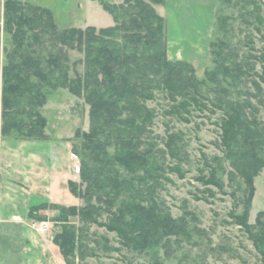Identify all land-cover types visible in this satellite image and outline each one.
<instances>
[{
  "label": "trees",
  "instance_id": "16d2710c",
  "mask_svg": "<svg viewBox=\"0 0 264 264\" xmlns=\"http://www.w3.org/2000/svg\"><path fill=\"white\" fill-rule=\"evenodd\" d=\"M99 1L113 24L60 28L47 6L3 2V28L11 47L1 69V134L14 130L23 137L45 136L46 118L40 107L46 101V88H67L89 104L90 127L82 133L88 159L80 173L85 186L76 190L69 181L71 192L84 203L56 206L61 229L52 241L65 263L88 264L86 257L95 252L84 240L91 223L115 231L122 247L138 253L153 251L152 264H167L155 255L157 247L167 250L171 241L183 239L197 242L194 232L200 229L192 224L194 216L187 211L173 215L157 194L161 179L171 180L165 170L182 176V162L187 161L180 129L170 131L164 140L161 152L167 153V163L160 162L153 142L144 138L154 116L146 101L160 92L168 102L164 112L179 120L189 121L193 110L220 113L217 145L222 154L202 153L195 178L208 196L220 192L232 197L228 214L251 240L257 264H264V210L258 211L255 223L247 221L253 180L264 166V123L257 117L258 106L264 104V45L255 49L250 38L248 44L245 41L249 49L240 50L241 41L234 43L229 35L231 16L221 8L240 4L248 15L254 14L245 20L258 22L259 0H218L209 41L214 65L205 69L202 78L191 62L167 55L165 19L154 8V3L164 0ZM251 48L256 52L251 53ZM68 49L83 52L82 74L74 69L70 75ZM112 140L116 146L110 153L107 147ZM225 173L230 190L225 189ZM45 204L31 206L29 215ZM103 213L108 214L107 221L98 220ZM69 216H77L79 224L69 222ZM103 247L120 249L106 242Z\"/></svg>",
  "mask_w": 264,
  "mask_h": 264
},
{
  "label": "rangeland",
  "instance_id": "374dc122",
  "mask_svg": "<svg viewBox=\"0 0 264 264\" xmlns=\"http://www.w3.org/2000/svg\"><path fill=\"white\" fill-rule=\"evenodd\" d=\"M23 1L49 7L60 28L66 26L85 27L87 24L84 22L94 21L97 24L105 22L108 18L113 21L112 15L103 8L99 0ZM106 1L119 3L122 0ZM212 1L210 6L214 9L213 14L211 19L205 22V25H202L203 28L199 29L192 26L196 30L194 34L188 30L184 31L185 33L182 31H178L177 34L174 33V36H177L176 39L187 37L186 46L179 43L177 48L173 46L172 49L167 51L170 59L181 57L179 59L191 62L197 77L200 78L204 77L206 68H211L214 65L209 52V41L214 36V15L218 7V0ZM3 2L0 0V86L5 53L11 47L10 35L3 28ZM257 2L259 7L257 11L258 22L257 19L247 22L245 19L254 18V14L248 15L240 4L229 3L221 6L222 11L231 16L228 20L230 23L229 35H231L230 37L234 43L238 40L241 41L238 46L243 51L249 49L245 41L250 38L255 49L264 45V0ZM208 11L210 12L209 9ZM169 34L172 35V32L167 33V37ZM189 45L191 50H188ZM255 49L251 48V53H255ZM184 50H188V52L183 54ZM68 55L70 75H74V69L82 74L84 68L82 62L83 52L77 49H68ZM73 61L77 62L73 64ZM251 62L254 61L251 60ZM255 69H260L258 62L255 63ZM46 90V101L40 107L46 118L44 137H23L14 130L9 134H1L0 132V147H4V150L7 151H5L6 154L3 155L0 163V176L4 186L2 192L4 196L16 194L15 201L24 203L18 197H21V193H28V189H33L29 195H35L37 202L28 207V215L31 206L46 203L44 206L36 208L35 215H29L30 218L35 220L36 231L34 230V234L38 239L42 238L39 244L43 248L49 246L50 241L55 244L52 237L56 231L61 229V221L55 217L59 213L56 206L60 204L82 205L84 203L80 196L71 192L69 181L74 182L76 190L83 189L85 186L80 173L83 161H87L88 157H86L87 149L83 146L84 137L82 133L88 131L90 127L89 104L83 96L73 94L63 87L46 88ZM252 101L256 102L255 99H252ZM146 105L153 110L154 116L152 122L148 125L144 138L146 137V142H153L154 148L160 153V162L167 163L169 159L167 153L163 154L161 149L165 148L164 140L172 130L180 129L184 133L183 141L185 142L187 156V161L182 162L184 169L182 176L165 170L166 175L171 180L161 179V184L157 188L158 198L164 200L175 216L184 211L190 213L189 215H193L192 224L200 229V231L194 232L196 233V243L188 242L186 239L181 240L179 243L171 241V247L167 250L157 247L155 255L167 264H180V262L189 264H257L259 261L258 254L251 240L228 214L234 204L232 197L227 193L222 194L220 192H217L214 196H208L201 190L204 185L195 178L198 167L202 164V153L207 156L222 154L217 145L219 140L217 121L220 113L218 111L210 112L208 109L203 111L193 110L189 116V121L179 120L175 116L164 112L165 108L168 107V102L163 97V93L160 92L156 94L154 99L147 100ZM258 107L257 117L264 123V104ZM115 146V141L112 140L111 145L107 147L108 151L112 153ZM16 147H19L18 153L11 155ZM30 149L39 151L40 159L44 162L41 168H31L26 163L27 160L23 159V157L25 158V152ZM15 156L16 162L13 158ZM77 162L80 165L78 172L74 170V165ZM223 179L225 189L230 190L232 186L227 183L226 173L223 175ZM253 182L254 193L247 216V221L251 224L255 223L258 211L264 210V166L255 175ZM65 192L71 194L70 201L60 202L50 199L52 195L60 194L62 196ZM198 195L206 196L207 199H197L195 196ZM18 205L17 208H20L22 204ZM239 210L240 208H238ZM12 218L15 219V217ZM108 218V214L103 213L98 220L107 221ZM2 220H5L4 215H0V264H26L32 253L36 251L35 247L33 248L32 244L22 241L21 232L16 231V227L13 226L12 222H3ZM68 221L76 225L79 224L77 216H69ZM43 224L46 225L45 229ZM87 230L84 240L95 249L93 255H89L85 259L88 264H152L153 251L138 253L122 247L115 231L107 230L105 226L96 223L88 224ZM104 242L109 246L120 247V249H105L103 247ZM37 243H35L36 246H38ZM60 255L61 263H59L66 264L61 253ZM36 261L35 264H39V260L36 259Z\"/></svg>",
  "mask_w": 264,
  "mask_h": 264
},
{
  "label": "crops",
  "instance_id": "0c3cea01",
  "mask_svg": "<svg viewBox=\"0 0 264 264\" xmlns=\"http://www.w3.org/2000/svg\"><path fill=\"white\" fill-rule=\"evenodd\" d=\"M4 0H2L3 2ZM213 1L212 0H164L162 3H154V8L156 11L161 14L164 19H165V24H166V38H167V51L172 49L173 46L177 48V44L179 43L184 44L186 46L187 37L184 39H176L177 36H174V33H178V31H189L192 34L196 33L194 28L192 26H196L197 28L201 29L203 28L202 25H205V22L211 19L212 17V11L214 10L211 5ZM178 3V5H177ZM210 10V12L208 11ZM201 16H203L201 18ZM206 18V20H205ZM112 19L108 18L105 22H92V21H87L84 22L85 24H93L97 27L100 26H106L111 24ZM171 33L172 35H168L167 33ZM182 34V33H181ZM174 36V39L172 38ZM187 36V35H184ZM192 36V35H191ZM196 37V35H195ZM194 37V39H195ZM189 38V37H188ZM197 38V37H196ZM190 39V38H189ZM190 46V45H189ZM188 50H191V46L188 47ZM187 51H183V54H186ZM177 54V53H176ZM178 59L181 57H177ZM19 150V147L13 149L12 154H17ZM4 150V147H0V163L3 158V155L6 154ZM25 158L23 157L24 160H27L26 163H28L29 167H34V168H41L42 160L40 159V153L38 150L30 149L25 152ZM10 154V152H9ZM15 159V162L17 161L16 156L13 157ZM27 165V164H26ZM3 183L1 180L0 176V215H4V219L2 220L3 222L9 221L13 223V226L16 227V231L21 232V239L22 241L28 242L29 244L33 245V248L36 250L35 252L32 253L31 258H29L28 262L26 264H35L37 261L36 259L39 260V264H60L61 263V255L60 252L58 251V247L51 243L49 246H45L44 248L41 247V244H39V241H41L42 238L38 239L37 236L34 234L35 230V220L33 218H30L28 215V207L31 204H34L36 201V196L35 195H29L31 190L33 189H28V193L24 194L21 193V200L24 203H19L15 201V196L16 194H13L11 196H4L3 194ZM48 198V197H47ZM51 200L55 201H60V202H67L70 201L71 199V194H67L65 192L64 195H52L50 196ZM22 204L20 208H17L19 205ZM19 210V211H17ZM20 216V217H19ZM12 217H15L12 218ZM18 217V218H17ZM34 222V223H33ZM36 231V230H35ZM40 236V235H39ZM38 242V243H37ZM35 243L38 244V246L35 245ZM46 248V249H45ZM48 250V251H46ZM39 258H36V257ZM60 262V263H59ZM63 264V263H62Z\"/></svg>",
  "mask_w": 264,
  "mask_h": 264
},
{
  "label": "built area",
  "instance_id": "2783aa9c",
  "mask_svg": "<svg viewBox=\"0 0 264 264\" xmlns=\"http://www.w3.org/2000/svg\"><path fill=\"white\" fill-rule=\"evenodd\" d=\"M74 170L76 171V172H78L79 171V169H80V165H79V163L77 162V163H75V165H74ZM43 228L45 229L46 228V225L45 224H43Z\"/></svg>",
  "mask_w": 264,
  "mask_h": 264
}]
</instances>
